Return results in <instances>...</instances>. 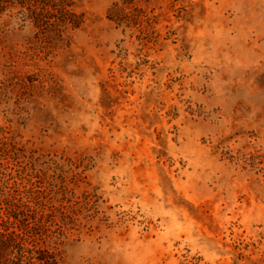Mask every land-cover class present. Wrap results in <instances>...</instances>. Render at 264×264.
<instances>
[{"label": "rangeland", "instance_id": "374dc122", "mask_svg": "<svg viewBox=\"0 0 264 264\" xmlns=\"http://www.w3.org/2000/svg\"><path fill=\"white\" fill-rule=\"evenodd\" d=\"M68 1L0 20V189L57 264H264V0Z\"/></svg>", "mask_w": 264, "mask_h": 264}, {"label": "trees", "instance_id": "16d2710c", "mask_svg": "<svg viewBox=\"0 0 264 264\" xmlns=\"http://www.w3.org/2000/svg\"><path fill=\"white\" fill-rule=\"evenodd\" d=\"M71 5L68 0H0V20L4 14L12 16L15 9L20 22L30 19L35 27L43 29L55 11L58 16L51 24L77 27L79 16L71 10ZM129 10H136L132 0H117L110 7L108 17L118 24L129 23ZM23 198L12 195L9 187L6 191L0 189V264H57L60 236H51L48 220L43 219L42 213L38 216L29 196Z\"/></svg>", "mask_w": 264, "mask_h": 264}]
</instances>
